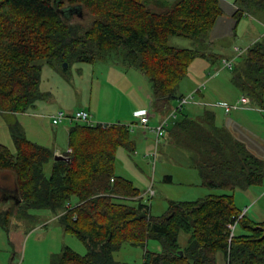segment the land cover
<instances>
[{"label": "trees", "instance_id": "1", "mask_svg": "<svg viewBox=\"0 0 264 264\" xmlns=\"http://www.w3.org/2000/svg\"><path fill=\"white\" fill-rule=\"evenodd\" d=\"M236 2L239 14L264 12V0ZM64 8L74 10L62 15L58 9ZM222 13L220 0H0V114L16 149L0 143V170L14 173L11 194L21 200L18 206L52 210L87 247L82 255L66 246L52 264H120L114 254L124 243L145 247L150 237L163 249L145 250L143 264H218L220 253L226 264H264V221L239 218L234 197L237 188L264 183V160L217 127L211 111L191 118L184 107L167 129L193 150L206 187L231 192L170 200L161 216L152 214L131 180L115 174L118 149L134 150L129 125L73 122L68 161L54 160L51 148L30 140L16 117L42 97L40 61L94 63L112 52L148 77L152 109L167 115L182 97L179 85L192 62L207 56L209 34ZM172 36L192 38L195 47L172 46ZM230 71L242 94L262 104L264 35ZM12 214V207L1 211L0 224L7 226ZM230 224L242 232L232 236ZM181 232L189 234L185 247Z\"/></svg>", "mask_w": 264, "mask_h": 264}, {"label": "rangeland", "instance_id": "2", "mask_svg": "<svg viewBox=\"0 0 264 264\" xmlns=\"http://www.w3.org/2000/svg\"><path fill=\"white\" fill-rule=\"evenodd\" d=\"M249 14L250 17L244 20L242 27H239L240 29H237L236 45L245 51V48L254 42V38L259 36V33L251 36L250 33L256 31H247L244 34L245 21L258 22L262 28L260 32L264 33V12L251 10ZM256 34L257 37H255ZM170 42L171 45L179 48L195 47L194 40L189 37L172 36ZM119 56V52L108 54L106 56V59L109 58L108 64L106 62L97 64L74 62L68 67L65 66V63L40 61L42 67L40 92L42 97L35 106L29 109L34 110L39 116H20L24 122L23 125L28 128L27 126L34 124V121L37 120L44 137L42 141L52 149L59 146L63 152H66L68 150V135H58L57 130L62 127H70L72 124L68 121L59 125L53 124L52 119L48 117L52 111L65 110L72 105L74 108L84 107L93 113L99 110L107 117L128 113L131 117L123 119L122 122L131 125V136L132 140L135 141V150L124 146L120 147L116 154L114 171L117 176L127 178L134 183V186L144 195L143 202L151 203L154 216H161L167 212L169 199L193 201L209 194L231 192L227 189H211L203 184L199 172L191 160L194 154L193 150L185 145L182 139L181 142L172 132L162 136L157 145L155 132L144 129L136 123H134L136 125L129 123L132 121L139 122L136 117H133L131 109L136 106L135 103L139 99L140 93L148 90L145 89L144 83L140 84L136 78V73L131 72L129 74L130 80L125 83L124 80H121L120 72L109 67L116 64L117 67L123 69L121 63H113L121 61ZM217 68H219L218 77L223 86L220 94L214 97L218 99L210 102V104H215L220 100L235 104L241 95L235 100H231L232 91L237 90L232 84V71L224 69L222 62H217L215 66L212 65L210 71ZM143 77L152 88L150 80L146 76ZM117 80H120V83ZM204 80L205 78L201 82ZM228 88H231V91ZM179 89L181 92H185L183 91V84ZM237 91L239 92V90ZM251 107L257 110L264 109V106L257 103H252ZM185 109H187V105ZM149 110L153 116L149 126L155 127L158 125L159 115L153 110ZM256 130L259 134L264 135V124ZM42 141L40 142L42 143ZM0 142L9 146L13 153L16 152L8 123L2 114H0ZM51 169L52 162L50 161L45 166L47 175L50 174ZM166 175L173 176L172 183L164 181ZM151 188L156 192L155 197L149 193ZM263 188L264 184H261L251 188H237L234 192L235 204L238 209L241 210L242 214L246 210L244 214H247V218L253 222L264 221ZM13 192H15L14 173L0 170V212L9 207L13 208V214L10 216L7 226L0 224V264H52L53 258L61 255L66 246L82 255L87 253L86 245L77 236L64 230L58 216L52 210L18 206L12 201L7 204L5 198L11 199ZM254 194H260L262 198L259 197L256 202L253 197ZM16 231L26 232L20 242H16L15 238L12 240L11 235ZM235 232H242L241 227L237 226ZM188 239L189 234L181 232L179 235L180 246L185 247ZM162 249L161 241L156 237H150L145 247L133 245L130 242L124 243L115 252L114 257L120 264H143L145 250L160 252ZM218 264H226L222 253L218 256Z\"/></svg>", "mask_w": 264, "mask_h": 264}, {"label": "crops", "instance_id": "3", "mask_svg": "<svg viewBox=\"0 0 264 264\" xmlns=\"http://www.w3.org/2000/svg\"><path fill=\"white\" fill-rule=\"evenodd\" d=\"M168 1H170L171 3H174L177 0H168ZM148 2L152 3V2H154V0H148ZM236 3H237L236 0H220V6L223 10V13H222V15H220L217 18V20H216V22H215V24H214V26H213L210 34H209V40H208V43L206 44L207 45V47H206L207 56L206 57L200 56L192 62V64L189 67L188 74L181 81V83L179 85V87H180L181 84H183V89H184L183 91H185V92H181L179 89V95L183 96L186 93L187 94L191 93V92L197 90L199 88L200 84L201 85L205 84V88L197 91L195 99L193 101H191L190 103H188L187 109L184 108V112L186 114H188V116L191 118H198L199 119V118H202L207 111H211L212 113H214V122H215L217 127L226 129L237 140L244 143V145L251 152H253L255 155H257L258 157H260L264 160V135L259 134L256 130L258 127H260L261 125L264 124V109L261 108L260 110H257V109H253V107H249V108L244 107V108L232 110L231 112L226 113L222 107L210 104V102H213L216 99H218V98H214V97H216L217 95L220 94L219 92L221 90V87L223 86V84L221 83V81L218 77L219 76V68H217L214 71L213 70L210 71V69L212 68V65L215 66L217 64V62H222L223 59H230V60H233L234 66H235V64L239 61L240 56L244 55V53H245V50L243 48L241 50L240 46L236 45V39L238 37L237 29H240L242 27V25L244 24V20L246 18L250 17V14H249V12H244L242 14H239L237 12L238 11V5ZM245 24H246L245 28L243 29L245 31L244 34L247 31H249V32L256 31L254 33H250L251 36H253L252 34L259 33L258 37L256 34L255 37H257V38H254L255 39L254 42L257 41L258 39H260L264 35V33L262 34V32H260V31H262V28L260 27V24L258 22H256V21L252 22L249 20V21H245ZM257 30H259V31H257ZM169 42H170V40H169ZM170 44H171V42H170ZM252 44H250L249 46H251ZM237 47L241 50L240 52L236 49ZM245 49H247V48H245ZM108 59H106V57H104L102 60H98V61H96L94 63H90V64H97L99 62H101V63L102 62H106V63L108 62L109 63V61H107ZM113 63H121L120 65L123 66V69H121L120 67H117L116 64H112L109 66L110 68L115 69V71L120 72V75H122V77H121L122 81L124 80V82L127 83V81L130 80L129 74L131 72L136 73V76H137L136 78L138 79L140 84L144 83L145 89L148 90L146 92L140 93V95H139L140 97L137 100V102L135 103L136 106H134L131 109L133 117H135V113L139 110H142V109L153 110L152 109V102H153V98H154L153 97V89L149 86V83H147V81H145L143 76H146V75H144L140 70H138L135 67L127 66L123 61L122 62L121 61L120 62H113ZM224 69H226V68H224ZM137 72H139V73H137ZM204 78H205V80L203 82H201V80ZM117 82L120 83V80H117ZM185 85H186V87H185ZM234 87H236V86L234 85ZM228 90L231 91V88L230 89L228 88ZM237 90H239V89L237 88ZM237 90L232 91L233 96H231V100H235L237 97H239V95H242V92L240 90L238 92ZM178 101H179V99L174 103V106L177 105ZM218 102H225V101L220 100ZM252 103H257V102L252 101ZM257 104H259V103H257ZM259 105L264 106V101L262 104H259ZM79 110H86V111L90 112L93 116V119L96 121V124L97 123H105V124L117 123V122H122L123 119H129V117H131L128 113L118 114V115H114L111 117H107L103 113H101L99 110H96V112L93 113L91 110L85 109L84 107L83 108H74L72 105L68 106L67 109H65L64 111L67 112L68 114H74L75 112H77ZM56 112L57 111H52V113L49 114L48 117L51 118V115L56 113ZM27 115L31 116V117L39 116V115H37V113L34 110H28L27 112L16 114L17 119L19 120L20 124L24 128L26 136L30 140H32V141H34L40 145L49 147L48 144H45L42 141V139L44 137H43L42 130L39 128L40 125H39L37 120L34 121V124H32V125L30 124V126H27L28 128H26V126L23 125L24 122L22 121L20 116H27ZM158 115H159V122H158V124H159L166 115H165V113H158ZM98 121H100V122H98ZM101 121H106V122H101ZM130 121H132V120H130ZM129 123H132L133 125H136V124L139 125L138 122H136V121H132ZM134 123H136V124H134ZM70 124H72V123H70ZM171 126H172V124L169 125V127H171ZM69 130H70V127H62V128L57 130L58 135H60V134H67L68 135V149H69ZM168 132H169V129H166L164 135H166ZM11 138H12V136H11ZM145 138H147V137L145 136ZM12 141H13V139H12ZM40 141H42V143ZM133 142H134V150H135V141L133 140ZM0 143H2V142H0ZM156 143L158 145L160 143V139L157 138ZM4 145H6V144H4ZM7 147H9V146H7ZM52 150H53L55 156L62 155L68 151L67 150L66 152H63V150L59 146L55 149H52ZM196 170H198V169H196ZM198 172H199V170H198ZM199 175H200V172H199ZM200 177H201V175H200ZM201 179H202V177H201ZM164 181L172 183L173 176L172 175H166L164 177ZM251 187H248V188H251ZM263 191H264V188H263ZM155 195H156V192L154 190L153 197H155ZM262 195L264 197V193ZM253 197H254L255 201L257 202L258 198L261 196H260V194H258V195L254 194ZM5 199H6L5 201H7L6 202L7 204L9 203V201H12L15 203V199L13 198V196L11 199L9 197H6ZM170 200H172V199H169L168 202ZM25 235H26V232H24V231H22V232L16 231L15 233H12L11 237H12V240H13V238H15L16 242H20Z\"/></svg>", "mask_w": 264, "mask_h": 264}, {"label": "built area", "instance_id": "4", "mask_svg": "<svg viewBox=\"0 0 264 264\" xmlns=\"http://www.w3.org/2000/svg\"><path fill=\"white\" fill-rule=\"evenodd\" d=\"M239 52L241 51L238 47L236 48ZM223 68L232 70L234 67V62L233 60L230 59H223ZM205 88V84H202L199 86V88L191 93H188L186 95H183L180 100L178 101L177 105L173 107L171 112H169L163 120L155 127L149 126L150 119L152 118V114L150 113L149 109H142L139 110L135 113V117L138 119V124L143 127L144 129L151 130L156 133L157 138L160 139L164 134L167 129V127L170 125V123L177 118L178 113L186 106L188 103L193 101L195 99V96L197 94V91L202 90ZM252 100L250 99L249 96L242 94L238 101L235 104H230L227 102H218L213 105L222 107L226 113L231 112L232 110L240 109V108H246V107H251ZM52 122L55 125H59L65 121H69L70 123L73 122H82L87 125H95L96 121L93 119V116L90 112L86 110H79L75 112L74 114H68L64 110H58L56 113L51 115ZM131 126V125H130ZM67 152H71V149H68ZM67 158H70L66 153L62 154ZM113 181V179H112ZM149 193L151 195L154 194V190L150 189ZM246 210L244 211V213ZM240 214L239 218L242 217L245 214ZM229 227L232 230V236L235 233L237 224H230Z\"/></svg>", "mask_w": 264, "mask_h": 264}, {"label": "water", "instance_id": "5", "mask_svg": "<svg viewBox=\"0 0 264 264\" xmlns=\"http://www.w3.org/2000/svg\"><path fill=\"white\" fill-rule=\"evenodd\" d=\"M72 10H74V9L73 8H64V9H58V12L61 13L62 15H66V14L72 12ZM65 66L68 67V64L65 63ZM55 160H68L69 161L70 158H67L64 155H57V156H55ZM13 198L15 199V204L16 205H18L21 202V200H17L15 198V196H13Z\"/></svg>", "mask_w": 264, "mask_h": 264}]
</instances>
